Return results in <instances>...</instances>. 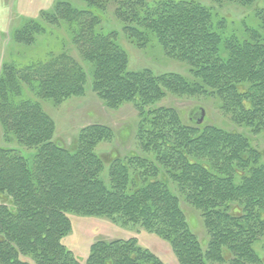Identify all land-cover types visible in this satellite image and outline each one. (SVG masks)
<instances>
[{"label":"trees","instance_id":"16d2710c","mask_svg":"<svg viewBox=\"0 0 264 264\" xmlns=\"http://www.w3.org/2000/svg\"><path fill=\"white\" fill-rule=\"evenodd\" d=\"M208 1L246 15L202 0H56L15 30L17 58L0 62V124L6 143L31 152L0 147V264H165L134 238L97 241L81 261L62 243L70 214L143 228L180 264H264V0ZM121 34L189 76L130 71ZM89 81L106 107L135 106L137 151L99 155L115 137L103 124L70 148L55 140L41 102L82 96ZM168 95L215 98L231 125L200 122L201 107L185 122L160 106ZM185 206L200 214L202 241Z\"/></svg>","mask_w":264,"mask_h":264},{"label":"rangeland","instance_id":"374dc122","mask_svg":"<svg viewBox=\"0 0 264 264\" xmlns=\"http://www.w3.org/2000/svg\"><path fill=\"white\" fill-rule=\"evenodd\" d=\"M55 1L0 0V62L12 61L14 57L17 58L15 52L18 46L13 39L15 30L26 21L40 19L43 12L52 10ZM202 2L214 8L219 15L237 22H241L243 16L246 15V11L236 4L225 1L220 4H213L208 0H202ZM118 24L114 18L113 20L108 18L107 30H118ZM119 43L127 52L130 71L150 69L155 74L177 72L189 76L187 66L171 60L158 47L139 48L127 40L123 34L120 35ZM90 84L89 81L88 89ZM217 101L215 98L210 100L192 99L168 95L161 101L160 106L177 109L185 122H190L192 112L201 107L205 113L204 120L206 123L230 126V119L219 110ZM41 104L54 122L55 140L62 142L68 148L78 138L83 128L92 124H103L112 128L115 137L113 141L101 143L97 147L96 152L99 155L108 154L115 150L124 157L138 149L136 133L139 125V112L132 103L125 104L115 110L110 109L89 89L86 94L69 98L61 103L41 102ZM256 139L258 146L264 149V137L260 136ZM9 146L22 150L23 153L31 152L21 149L16 143H6L0 124V147ZM185 209L188 219L192 220L194 224L197 223L195 231L200 240L206 238L200 214L188 206H185ZM70 219L72 227L69 233L63 237L62 243L81 261L88 258L92 245L97 241L134 238L138 244L154 252L165 264H180L169 243L143 228L125 226L102 217L70 214ZM262 254L264 255V252ZM262 254L260 255L262 256Z\"/></svg>","mask_w":264,"mask_h":264},{"label":"water","instance_id":"95a60500","mask_svg":"<svg viewBox=\"0 0 264 264\" xmlns=\"http://www.w3.org/2000/svg\"><path fill=\"white\" fill-rule=\"evenodd\" d=\"M204 112H203V116H202V118L200 119V122H202L203 120H204Z\"/></svg>","mask_w":264,"mask_h":264}]
</instances>
